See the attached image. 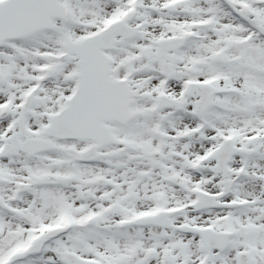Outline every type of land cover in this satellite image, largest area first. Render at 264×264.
Listing matches in <instances>:
<instances>
[{"label":"snow or ice","instance_id":"6c2138e0","mask_svg":"<svg viewBox=\"0 0 264 264\" xmlns=\"http://www.w3.org/2000/svg\"><path fill=\"white\" fill-rule=\"evenodd\" d=\"M0 264H264V0H0Z\"/></svg>","mask_w":264,"mask_h":264}]
</instances>
